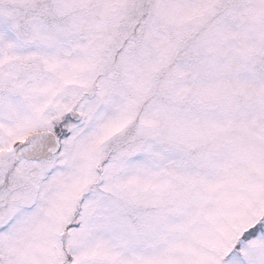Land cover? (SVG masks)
<instances>
[{"label": "snow or ice", "instance_id": "snow-or-ice-1", "mask_svg": "<svg viewBox=\"0 0 264 264\" xmlns=\"http://www.w3.org/2000/svg\"><path fill=\"white\" fill-rule=\"evenodd\" d=\"M0 264H264V0H0Z\"/></svg>", "mask_w": 264, "mask_h": 264}]
</instances>
